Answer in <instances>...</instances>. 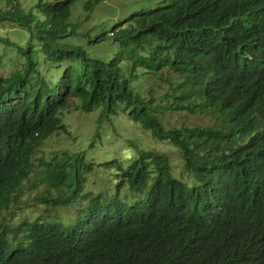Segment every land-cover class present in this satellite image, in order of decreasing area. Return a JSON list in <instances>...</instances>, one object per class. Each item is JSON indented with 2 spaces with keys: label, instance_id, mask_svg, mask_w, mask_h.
<instances>
[{
  "label": "trees",
  "instance_id": "1",
  "mask_svg": "<svg viewBox=\"0 0 264 264\" xmlns=\"http://www.w3.org/2000/svg\"><path fill=\"white\" fill-rule=\"evenodd\" d=\"M78 1L0 0L21 33L0 35L20 61L3 73L0 56V264H264V0H163L111 30L91 21L105 0ZM72 110L99 114L89 150L124 116L182 168L134 140L102 164L45 155ZM182 112L214 121L166 126ZM31 180L42 216L17 218Z\"/></svg>",
  "mask_w": 264,
  "mask_h": 264
},
{
  "label": "rangeland",
  "instance_id": "2",
  "mask_svg": "<svg viewBox=\"0 0 264 264\" xmlns=\"http://www.w3.org/2000/svg\"><path fill=\"white\" fill-rule=\"evenodd\" d=\"M87 0H79L77 6L83 4ZM163 0H105L95 8L91 16L92 24L96 23L103 30H111L116 23L122 21L125 17L129 16L132 12L140 9H150L156 7ZM0 35L8 37L14 42H18V38L21 36L18 27L8 24H3L0 28ZM0 44V56L3 57L1 63L4 65L1 69L4 73L12 71V66L19 64V60L14 58V52H8V48ZM7 56V57H6ZM6 57V58H4ZM45 72V70H43ZM156 80L148 76L143 82L145 87L155 86ZM98 113L82 114L78 110H72L63 115L64 122L70 126L71 136L59 135L52 137L50 140L44 142L43 151L47 156H55L58 153L85 152L87 156L95 159L97 164L112 161L114 159L123 160L131 151L135 149L131 148L125 140H134L150 149L162 151L168 154L171 161L174 163L176 170L181 169L183 164L181 160L180 152L170 147L169 143H161L155 141L150 133L145 132L139 125L132 123L126 117H121L116 120L114 127L109 124L105 128H115L116 136L107 134L104 135L101 142L97 143V146L93 150H89V145L97 124ZM212 117L205 114H189L187 112L174 113L166 117V126L181 127L187 126H207L213 123ZM180 172V171H179ZM178 175V173H177ZM32 183H26L22 193L20 194V200L14 208L17 218L28 215L30 219H36L42 216L43 208L36 206L35 199L41 195L46 194L47 187L37 183L36 189H32V186L36 184L35 180H31ZM90 186L92 189L100 191H111L114 193L115 188L111 184L112 182L107 178H100L95 175L92 176ZM106 196V195H105ZM60 215L64 218H71L70 221L76 218L75 213L70 211V215L60 210ZM69 218V219H70ZM69 221V220H68Z\"/></svg>",
  "mask_w": 264,
  "mask_h": 264
}]
</instances>
